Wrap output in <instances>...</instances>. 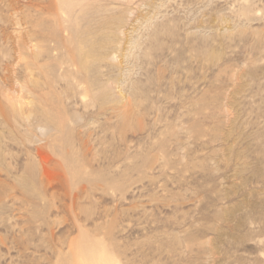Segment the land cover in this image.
Segmentation results:
<instances>
[{"label": "rangeland", "instance_id": "1", "mask_svg": "<svg viewBox=\"0 0 264 264\" xmlns=\"http://www.w3.org/2000/svg\"><path fill=\"white\" fill-rule=\"evenodd\" d=\"M0 264H264V0H0Z\"/></svg>", "mask_w": 264, "mask_h": 264}]
</instances>
